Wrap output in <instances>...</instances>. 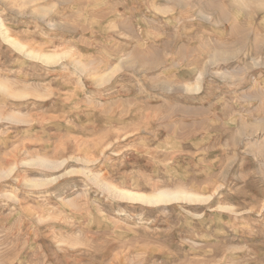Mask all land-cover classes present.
I'll list each match as a JSON object with an SVG mask.
<instances>
[{
  "label": "rangeland",
  "instance_id": "rangeland-1",
  "mask_svg": "<svg viewBox=\"0 0 264 264\" xmlns=\"http://www.w3.org/2000/svg\"><path fill=\"white\" fill-rule=\"evenodd\" d=\"M0 264H264V0H0Z\"/></svg>",
  "mask_w": 264,
  "mask_h": 264
},
{
  "label": "bare ground",
  "instance_id": "bare-ground-1",
  "mask_svg": "<svg viewBox=\"0 0 264 264\" xmlns=\"http://www.w3.org/2000/svg\"><path fill=\"white\" fill-rule=\"evenodd\" d=\"M15 48V47H14ZM33 56V55H31ZM40 57V56H39ZM48 58V57H46ZM51 61V60H50ZM43 163V162H42ZM123 196L131 199V201H140L144 204L156 206L159 204L169 203L173 201H179V200H188L192 196L186 194L185 192H174L171 193L167 191H159L152 194H140V193H132V192H123ZM122 197V196H121ZM197 199V198H196Z\"/></svg>",
  "mask_w": 264,
  "mask_h": 264
}]
</instances>
